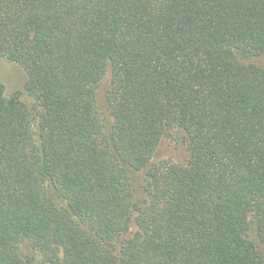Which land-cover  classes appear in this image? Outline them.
I'll return each instance as SVG.
<instances>
[{"label": "trees", "instance_id": "obj_1", "mask_svg": "<svg viewBox=\"0 0 264 264\" xmlns=\"http://www.w3.org/2000/svg\"><path fill=\"white\" fill-rule=\"evenodd\" d=\"M263 54L264 0H0V264H264Z\"/></svg>", "mask_w": 264, "mask_h": 264}, {"label": "rangeland", "instance_id": "obj_2", "mask_svg": "<svg viewBox=\"0 0 264 264\" xmlns=\"http://www.w3.org/2000/svg\"><path fill=\"white\" fill-rule=\"evenodd\" d=\"M248 64H256L264 69V54L253 58L251 60H247ZM0 81L5 87L6 95L8 97H12L17 94H22V98H27L25 92V84L27 81V75L24 69L13 62H10L6 59L0 60ZM110 82L109 79L105 81V83L98 89V104L102 111H105L106 108V90L108 89ZM160 158L171 160L177 158V148L173 142L169 139L166 142H163L160 148ZM137 231V227L133 225L131 233H135ZM250 239H257L256 228L253 226L250 234Z\"/></svg>", "mask_w": 264, "mask_h": 264}]
</instances>
